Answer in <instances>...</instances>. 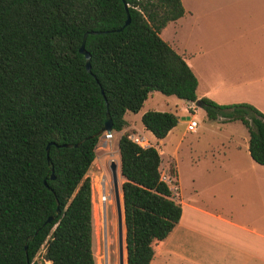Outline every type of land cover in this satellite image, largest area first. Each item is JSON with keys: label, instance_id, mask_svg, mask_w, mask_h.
Segmentation results:
<instances>
[{"label": "trees", "instance_id": "1", "mask_svg": "<svg viewBox=\"0 0 264 264\" xmlns=\"http://www.w3.org/2000/svg\"><path fill=\"white\" fill-rule=\"evenodd\" d=\"M183 14L181 0H0V264H41V252L51 264H96L87 171L99 132L106 112L112 131H123L125 113H137L150 92L198 101L209 121H240L264 167V114L197 99L195 74L161 38ZM85 34L90 72L79 51ZM140 120L162 139L178 116L148 110ZM117 147L126 263L149 264L181 205L155 147L127 131Z\"/></svg>", "mask_w": 264, "mask_h": 264}, {"label": "crops", "instance_id": "2", "mask_svg": "<svg viewBox=\"0 0 264 264\" xmlns=\"http://www.w3.org/2000/svg\"><path fill=\"white\" fill-rule=\"evenodd\" d=\"M181 2L183 5L184 0ZM189 9L191 27L205 30L209 37L218 33L219 40L214 43L220 46L214 53L199 49L177 52L197 78V99L205 97L218 104L248 103L264 114V0H191ZM154 92L133 115L141 119L144 112L154 110L145 108ZM182 104V114H175L177 123L180 118L186 125L184 109L196 104ZM127 113V128H133ZM235 122L240 121L219 119L214 125ZM198 126L191 131L197 136ZM174 128L162 139L145 128L139 131L144 130L163 145ZM248 139L244 126L240 137L233 133L216 136V144L209 150L195 153L193 195L185 200L177 196V189L175 195L172 192L181 205V217L169 235L158 241L157 253L149 264H171L173 260H179V264L187 260L193 264H264V167L251 158ZM159 150L163 152L162 147ZM203 189L209 198L199 204Z\"/></svg>", "mask_w": 264, "mask_h": 264}, {"label": "rangeland", "instance_id": "3", "mask_svg": "<svg viewBox=\"0 0 264 264\" xmlns=\"http://www.w3.org/2000/svg\"><path fill=\"white\" fill-rule=\"evenodd\" d=\"M190 1L191 0H184L183 6L186 13L178 20L169 22L162 29L160 36L178 53L183 50L195 51L198 49L205 53H210L211 51L214 53L216 48H220V46L214 43L219 40L218 33H214L212 37H209L210 34L207 35L205 30L191 27L189 17ZM204 43L206 45H204ZM152 95V98L146 102L145 108L151 107L154 110L170 111L176 113L178 116L182 114V103L185 100L179 99L174 95H164L158 91L154 92ZM184 111L186 114L192 112L189 107L185 108ZM126 118L134 123L133 128H127L126 126L123 130L129 133V137L138 136V138L142 140V146H153L158 149V151H160L159 148L161 149L162 147L163 152H159L161 156L159 167L161 177L171 187L174 195L175 189H177V196L185 200H190L193 195L191 173L192 167L194 166L193 160L194 155H196L195 153L209 150L212 144H216V136L233 133L240 137L244 130V126H242L241 122H235L225 126L218 123L214 125V121H209L203 110L197 108L194 118L199 124V136H197L195 132L187 131L185 129V123L179 118V123L175 126L173 134L166 140H163V145H159L160 142L146 134L144 130L141 132L139 131L140 128H144L140 118L130 112L127 113ZM123 131H112L111 138H105L104 134L100 136L95 149V158L87 171L92 190V248L96 264H118L117 217L110 165L112 162L117 164L118 186L120 188L123 178L119 169L117 142ZM176 166L178 184L176 183ZM103 185H105V187ZM102 195L105 197L102 198ZM199 196L201 199H198V203L204 204V202H207L206 198L208 197V191L204 189L201 190ZM103 199L106 200L105 203ZM158 245L159 242L154 244L155 253H157ZM41 255L42 252L35 257L36 261L41 264H51L50 261H44ZM179 263V260L178 262L174 260L171 261V264ZM182 263L193 264L190 260Z\"/></svg>", "mask_w": 264, "mask_h": 264}, {"label": "water", "instance_id": "4", "mask_svg": "<svg viewBox=\"0 0 264 264\" xmlns=\"http://www.w3.org/2000/svg\"><path fill=\"white\" fill-rule=\"evenodd\" d=\"M129 22V17L125 24ZM91 34L96 33L95 31H90ZM85 36L83 37V43L81 44L79 51L85 58V65L87 71L90 72V54L84 49V40ZM197 107L202 108L201 104L197 101L195 102ZM112 132V120L108 112H106V118L104 120L103 127L101 128L99 133H111ZM111 175H112V182H113V194H114V202L116 208V217H117V237H118V264H127L126 263V247H125V228H124V236H123V226H124V213H123V200H122V192L121 186H118V176H117V164L112 162L110 165ZM52 218L50 217L48 221H51ZM26 248V247H25Z\"/></svg>", "mask_w": 264, "mask_h": 264}, {"label": "built area", "instance_id": "5", "mask_svg": "<svg viewBox=\"0 0 264 264\" xmlns=\"http://www.w3.org/2000/svg\"><path fill=\"white\" fill-rule=\"evenodd\" d=\"M192 112H188L187 114V119H186V130L187 131H194L195 128L197 127L198 125V122L197 120L194 118V115H195V112L197 110V106L196 105H193L191 107H189ZM104 137L105 138H111L112 137V132L111 133H104ZM134 142L138 143L141 145V141L140 138H138V136H131L130 137ZM142 146V145H141ZM162 178V177H161Z\"/></svg>", "mask_w": 264, "mask_h": 264}, {"label": "bare ground", "instance_id": "6", "mask_svg": "<svg viewBox=\"0 0 264 264\" xmlns=\"http://www.w3.org/2000/svg\"><path fill=\"white\" fill-rule=\"evenodd\" d=\"M103 182H105V181H103ZM103 186L105 187V185H103ZM104 190H105V188H104ZM104 197H105V196L102 195V198H104ZM105 201H106V200L103 199V202H104V203H105Z\"/></svg>", "mask_w": 264, "mask_h": 264}]
</instances>
